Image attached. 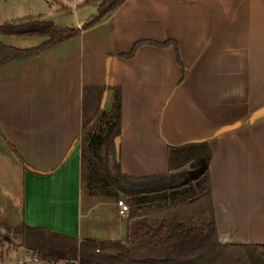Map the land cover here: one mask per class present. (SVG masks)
<instances>
[{
	"label": "crops",
	"instance_id": "1",
	"mask_svg": "<svg viewBox=\"0 0 264 264\" xmlns=\"http://www.w3.org/2000/svg\"><path fill=\"white\" fill-rule=\"evenodd\" d=\"M82 1L77 10L94 5ZM91 16L50 17L80 29L0 63V222L127 240L121 197L82 188L84 86L110 84L122 88L124 168L165 172L168 144L206 139L219 240L264 243V0H125L84 27ZM0 38L21 47L46 39ZM169 38L181 63L173 43L123 54L140 39ZM113 97L111 88L107 109Z\"/></svg>",
	"mask_w": 264,
	"mask_h": 264
},
{
	"label": "trees",
	"instance_id": "2",
	"mask_svg": "<svg viewBox=\"0 0 264 264\" xmlns=\"http://www.w3.org/2000/svg\"><path fill=\"white\" fill-rule=\"evenodd\" d=\"M125 0H83L79 6L97 5L98 11L85 23L101 21ZM63 8L67 5L62 4ZM80 27L61 25L44 14L25 15L0 22V33L43 35L38 45L21 47L0 38V63L39 51L63 41ZM145 42L173 43L178 61L177 42L140 39L132 56ZM114 89L111 108L105 106L109 89ZM122 88L120 85L87 84L83 94L81 141L82 188L96 195L124 196L127 213L126 242L79 239L27 222H0V244L20 237L21 246L48 259H78L80 264H264V243L221 242L218 238L213 192L209 174L212 148L206 139L167 145L168 169L152 175H133L122 163ZM197 165L190 178L172 182L175 171ZM5 228V229H4ZM112 250L107 254L99 251Z\"/></svg>",
	"mask_w": 264,
	"mask_h": 264
},
{
	"label": "rangeland",
	"instance_id": "3",
	"mask_svg": "<svg viewBox=\"0 0 264 264\" xmlns=\"http://www.w3.org/2000/svg\"><path fill=\"white\" fill-rule=\"evenodd\" d=\"M75 1L79 0H0V22L10 20L11 18L19 15H34L35 13L41 12L47 18L54 17L56 21L61 20L60 17L62 16H67L68 20L65 21L72 22L76 21L79 17H85L86 19L87 17L97 13L98 11L97 5L77 10L74 6ZM61 2L68 3L72 7V9L63 8ZM60 6L63 8L61 13L58 12ZM31 36L36 38L38 42H40L45 37L43 35ZM197 170V165H189L181 170L175 171L172 174L171 181L179 182L188 179L192 177L197 172ZM120 197L125 199L124 196ZM13 239L14 242L6 241L0 244V249L2 250V258L0 259V264H18V254L24 253V251L27 249L25 246L20 245V237L14 235ZM111 251L112 250L109 249L99 252L101 254H107Z\"/></svg>",
	"mask_w": 264,
	"mask_h": 264
},
{
	"label": "built area",
	"instance_id": "4",
	"mask_svg": "<svg viewBox=\"0 0 264 264\" xmlns=\"http://www.w3.org/2000/svg\"><path fill=\"white\" fill-rule=\"evenodd\" d=\"M120 206L119 212L127 214L130 209L129 203L124 198L118 199ZM2 258V250L0 249V259ZM18 264H80L78 259H48L34 253L30 249H26L24 253L18 254Z\"/></svg>",
	"mask_w": 264,
	"mask_h": 264
},
{
	"label": "water",
	"instance_id": "5",
	"mask_svg": "<svg viewBox=\"0 0 264 264\" xmlns=\"http://www.w3.org/2000/svg\"><path fill=\"white\" fill-rule=\"evenodd\" d=\"M117 140H120V138L118 137ZM126 241H127V240H125V242H126Z\"/></svg>",
	"mask_w": 264,
	"mask_h": 264
}]
</instances>
